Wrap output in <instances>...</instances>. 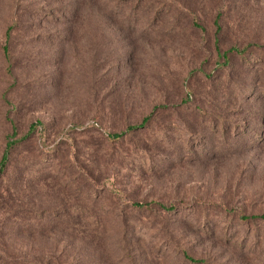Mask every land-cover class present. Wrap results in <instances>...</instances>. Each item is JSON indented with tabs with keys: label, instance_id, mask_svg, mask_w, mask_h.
<instances>
[{
	"label": "rangeland",
	"instance_id": "1",
	"mask_svg": "<svg viewBox=\"0 0 264 264\" xmlns=\"http://www.w3.org/2000/svg\"><path fill=\"white\" fill-rule=\"evenodd\" d=\"M35 120L0 264H264V0H0V153Z\"/></svg>",
	"mask_w": 264,
	"mask_h": 264
},
{
	"label": "trees",
	"instance_id": "2",
	"mask_svg": "<svg viewBox=\"0 0 264 264\" xmlns=\"http://www.w3.org/2000/svg\"><path fill=\"white\" fill-rule=\"evenodd\" d=\"M213 22H214V26H215L214 32L216 33L219 29V24L217 22V15L215 16ZM7 32H8V28L6 30V33ZM2 51L4 52V54L6 53L5 46H2ZM234 52L238 53V54H242L245 51L243 48H237L235 46H229L228 48H226L222 52H220V53L218 52V57L220 56L221 58H223L224 62H227V57H226L227 53H234ZM148 116H149V114L143 116L141 118L139 124H132V125L128 124V125H126L125 130L129 131V130H132V129L142 125L148 119ZM36 126H40V129H42L41 122L38 120H35V121H32L28 124L27 130L20 137H14V132H15L14 129H12L11 135L5 137L4 144H3V147H2L1 153H0V177H2L5 174L8 166H9L11 153L14 150V148L17 147L20 144V142L26 140L29 137L30 132H32V130L35 129ZM123 134H124V131H117V132H111V133L107 132L106 136L109 139L114 140L117 138H121V136ZM28 172H29V170L27 168H23L20 171V174L25 173L27 175ZM158 205L165 210H171L173 208L171 205H164L161 203H158ZM130 206L133 208H136V209H140L146 205L141 201H131ZM9 213H11V212H9ZM17 213H18V216L23 221L25 219H27L28 216L31 214V212L26 210V209H23V211L17 212ZM9 216H15V215H12V213H11V215H9ZM40 217H44V215L42 214V215H40ZM239 218L241 221L258 218L264 222V213L250 214V215H246V214L241 213V214H239ZM19 225L21 226V223ZM182 255L184 256V258H186L188 261H190V263H201L202 262L201 259L193 258L186 253H183ZM20 264H22V262Z\"/></svg>",
	"mask_w": 264,
	"mask_h": 264
}]
</instances>
